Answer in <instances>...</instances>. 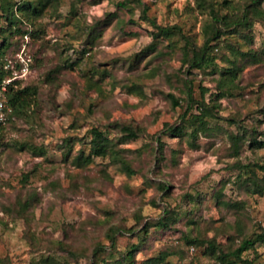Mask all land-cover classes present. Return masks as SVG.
I'll use <instances>...</instances> for the list:
<instances>
[{
    "label": "rangeland",
    "instance_id": "obj_1",
    "mask_svg": "<svg viewBox=\"0 0 264 264\" xmlns=\"http://www.w3.org/2000/svg\"><path fill=\"white\" fill-rule=\"evenodd\" d=\"M29 1L0 0V264H264L260 241L230 253L264 229V0H48L27 18ZM212 10L246 21L190 69ZM11 80L38 89L17 116ZM92 128L109 152L78 163Z\"/></svg>",
    "mask_w": 264,
    "mask_h": 264
},
{
    "label": "trees",
    "instance_id": "obj_2",
    "mask_svg": "<svg viewBox=\"0 0 264 264\" xmlns=\"http://www.w3.org/2000/svg\"><path fill=\"white\" fill-rule=\"evenodd\" d=\"M131 0H123L118 1V6H125L128 2ZM256 1V0H254ZM48 0H33L29 1L27 3L23 4H17L16 10L21 12L23 15H25L27 18H36L41 15V11L46 6ZM8 12L6 13V17L9 19L11 23H14L13 18H16L14 10L11 8V6L6 9ZM246 21V15L244 13H241L234 18L228 16V15H220L218 11L212 10V24L210 26L209 33L206 36V40L203 42L202 46L196 47L193 46L192 52L193 56L191 58L190 62V69L191 68H198L202 64H207L210 62L211 57L210 54L207 53V49L209 46V43L211 40L216 38L218 35L221 25L226 28H232L238 25H241L242 23H245ZM160 32L154 33V39L157 38L160 34H164L166 36H170V34L173 33V30L170 27H160ZM189 43V42H188ZM9 70H5L3 68V62L0 60V85L4 82V80L9 76ZM18 83L17 80H11V82H8L5 84V90L3 91V96L6 98V104L4 110L9 111L10 116H17L24 114L28 111V109L31 107L32 103L36 99V95L38 93V89L35 86L31 85H16ZM185 86H186V93H187V99L189 100L188 103L190 104L189 108H192V84L189 79L185 80ZM191 102V103H190ZM173 104L178 105L179 102L176 98H173ZM196 110L203 109V106L201 103L196 102L195 106ZM1 127V126H0ZM126 130L129 131V135L131 137L137 136L136 132L133 131L130 127H125ZM92 136L90 139V153L86 156H80L77 158L80 163V159L88 161V159L91 156H104L109 152V138L98 128H92L91 130ZM253 143H256L258 146L262 145L261 141H257L256 139L253 140ZM259 168L264 170V164H260ZM128 171L129 167L127 166ZM111 237L114 238L112 235ZM260 241L264 243V229L260 232H257L254 234V236L250 237H244L242 238L236 247L230 252L231 254L235 255L236 257L241 258L242 253L249 249L250 247H253L254 244ZM213 251L216 248L212 244ZM135 249V246L131 247L130 250L126 253L128 256H131L133 253V250ZM127 258L129 259V257ZM224 262L221 260V263ZM116 264H128L125 262V260H119L116 262Z\"/></svg>",
    "mask_w": 264,
    "mask_h": 264
},
{
    "label": "built area",
    "instance_id": "obj_3",
    "mask_svg": "<svg viewBox=\"0 0 264 264\" xmlns=\"http://www.w3.org/2000/svg\"><path fill=\"white\" fill-rule=\"evenodd\" d=\"M3 104H4L3 101L0 100V119H3V118H4V116H3V112H2Z\"/></svg>",
    "mask_w": 264,
    "mask_h": 264
}]
</instances>
